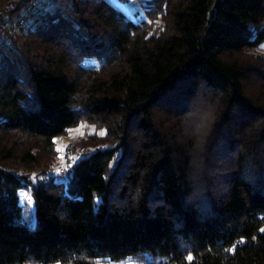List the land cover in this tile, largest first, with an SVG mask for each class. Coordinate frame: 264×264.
<instances>
[{
    "label": "trees",
    "instance_id": "obj_1",
    "mask_svg": "<svg viewBox=\"0 0 264 264\" xmlns=\"http://www.w3.org/2000/svg\"><path fill=\"white\" fill-rule=\"evenodd\" d=\"M214 1L52 0L0 45V264H264V0ZM198 86L227 151L199 181L165 125Z\"/></svg>",
    "mask_w": 264,
    "mask_h": 264
},
{
    "label": "rangeland",
    "instance_id": "obj_2",
    "mask_svg": "<svg viewBox=\"0 0 264 264\" xmlns=\"http://www.w3.org/2000/svg\"><path fill=\"white\" fill-rule=\"evenodd\" d=\"M115 7L122 10L129 18L133 20H145L146 16L143 10L144 0H108ZM86 65L91 67H97L98 62L95 60H91ZM198 93L195 97H193L189 103L185 104L184 112L179 116H173L170 121L165 123L168 128H172L173 126V136L177 138L183 144V147H189L190 156H192L191 165L195 171V179L199 181L201 177L199 171L205 169L207 172H213L211 160L223 157L224 154L227 153L223 150V154L217 149L216 143H218L219 139L223 137L222 129L215 127L213 125V112H208L209 105L204 101L205 94L207 92H202V88L200 86L194 91ZM202 95V97H201ZM210 110V109H209ZM174 115V114H173ZM180 121V122H179ZM101 134L102 129L96 128L92 124H87L82 122L78 126L74 128H70L68 132L63 136H58L54 138L56 143V148L59 152V160L57 163L48 171L44 176L48 177L49 174H53L55 178V174L58 170V165L64 163L63 156L65 152L69 148V146L78 139L84 137L90 133ZM189 145V146H188ZM192 146V147H191ZM79 151H77L78 153ZM218 154V155H217ZM225 156V155H224ZM222 159V158H221ZM223 161L225 158L222 159ZM220 161V160H219ZM217 161V162H219ZM217 167H214V172ZM208 174V173H207ZM206 174V175H207ZM199 178V179H198ZM202 180V179H201ZM208 181V180H207ZM203 185V184H202ZM207 188V187H206ZM22 192L20 193V195ZM30 211L28 215L32 214L33 206H29ZM32 216V215H31ZM32 218V217H31ZM33 219V218H32ZM34 221L32 220V223ZM58 264V263H55ZM98 264H133L130 260H125L121 262H110V261H101Z\"/></svg>",
    "mask_w": 264,
    "mask_h": 264
},
{
    "label": "built area",
    "instance_id": "obj_3",
    "mask_svg": "<svg viewBox=\"0 0 264 264\" xmlns=\"http://www.w3.org/2000/svg\"><path fill=\"white\" fill-rule=\"evenodd\" d=\"M51 6L52 0H0V45H9L14 35L25 33L31 26L33 15L47 11ZM18 10L20 15L15 16ZM260 48L264 50V43ZM65 176V164L60 162L54 179L62 182ZM20 201L32 205L28 191L22 192Z\"/></svg>",
    "mask_w": 264,
    "mask_h": 264
},
{
    "label": "water",
    "instance_id": "obj_4",
    "mask_svg": "<svg viewBox=\"0 0 264 264\" xmlns=\"http://www.w3.org/2000/svg\"><path fill=\"white\" fill-rule=\"evenodd\" d=\"M218 2H219V0H215L214 1L213 7L211 8V11H210V16L211 17H213V15H214V10L218 6Z\"/></svg>",
    "mask_w": 264,
    "mask_h": 264
}]
</instances>
